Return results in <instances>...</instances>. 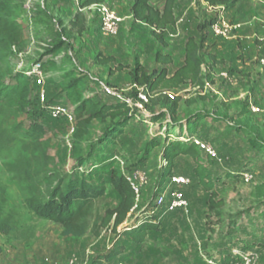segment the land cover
Listing matches in <instances>:
<instances>
[{"label":"rangeland","instance_id":"1","mask_svg":"<svg viewBox=\"0 0 264 264\" xmlns=\"http://www.w3.org/2000/svg\"><path fill=\"white\" fill-rule=\"evenodd\" d=\"M106 2L124 19L115 35L102 30L99 5ZM135 2L17 4L26 42L13 65L29 72L32 91L24 106L0 109V131L11 138L0 148V219L11 227L0 233V264H264V0H175L176 24L165 32L137 20ZM165 2L151 0L157 9ZM220 19L230 23L226 35L213 29ZM57 32L64 46L47 81L37 62L44 39ZM189 36L201 46V72L174 77L186 63ZM134 70L152 82L163 70L166 77L152 86L137 82ZM66 75L84 79L85 97L130 106L124 120L104 115L91 121L81 144L88 158L82 168L71 158L75 118L53 119L44 111L47 103L65 100ZM176 138L205 145L209 186L195 174L192 157L165 156ZM110 165L139 186L135 206L118 227L119 202L110 183L96 201L93 230L80 237L64 236L61 224L26 207L36 181L57 183L89 172L87 180L100 183ZM143 223L156 226L138 241L124 234Z\"/></svg>","mask_w":264,"mask_h":264},{"label":"trees","instance_id":"2","mask_svg":"<svg viewBox=\"0 0 264 264\" xmlns=\"http://www.w3.org/2000/svg\"><path fill=\"white\" fill-rule=\"evenodd\" d=\"M25 0H0V109L6 104L14 105L20 103L24 106L32 91L31 75L18 71L13 65V58L18 54V50L25 47L26 36L25 28L22 22L17 18V4L23 3ZM134 15L137 20L144 21L165 32L169 25L175 26L176 17L174 14L175 0H166L162 9H157L151 4V0H135ZM80 15H78L79 17ZM82 27L79 28L81 31ZM65 30V29H64ZM44 56L38 59L40 71L43 73L47 81L50 71L59 67L55 57L60 54L63 49L64 41L57 32L51 40L44 39ZM186 63L182 69L175 72V76L186 75L189 70L198 74L201 72L203 57L199 50L201 46L193 36H189L186 44ZM49 56V59L45 57ZM159 56V55H158ZM159 58H161L159 56ZM134 70L133 76L137 82H152V76ZM163 73L159 75V79L152 82V86L156 85L160 80L165 79ZM70 77L71 75H66ZM63 84V81H60ZM85 81L81 77L71 78L65 85L64 92L59 103L65 105H73L72 112L77 123V131L74 134L71 158L77 162V166L82 168L87 165L88 158L83 154L81 146L85 136L89 133V126L94 118L102 119L104 115H109L112 119L118 117L124 120L128 115L130 106L127 103L117 105H107L99 103L92 97H85L84 93ZM45 106L44 111L49 105ZM177 104L171 103L170 110L175 112ZM52 117V116H51ZM53 119H56L52 117ZM158 119L159 117H155ZM122 122V121H120ZM127 122L123 121L121 126ZM241 126H238V128ZM42 129V126L36 125L35 130ZM190 129V128H189ZM119 131L114 129L111 133L117 135ZM11 138L7 137L5 131H0V148H7ZM114 141H110L112 143ZM154 146L157 143L153 144ZM174 155H187L196 162L195 174L200 182L206 186L212 183V175L206 166L211 155L205 157L204 149L200 144L193 140H181L176 138L165 149V156L171 159ZM109 171L107 177L102 182H89L87 176L89 172L81 173L77 177L62 178L59 182L54 183L50 177H45L36 181L34 184V193L25 200L26 207L38 218L47 219L63 227L62 234L64 236H83L88 231L93 230L91 218L94 212L96 201L105 193V184L110 183L114 188L119 202L115 209L114 225L118 227L122 224L135 206L136 192L127 176L119 169L113 166L106 167ZM38 175H35V177ZM111 217L106 219L103 225L110 221ZM95 224V223H94ZM154 223H143L139 227H134L125 231L124 234L130 235L134 240L141 239L143 230L147 227H155ZM11 227L7 219H0V233H8ZM95 232V231H94Z\"/></svg>","mask_w":264,"mask_h":264},{"label":"built area","instance_id":"3","mask_svg":"<svg viewBox=\"0 0 264 264\" xmlns=\"http://www.w3.org/2000/svg\"><path fill=\"white\" fill-rule=\"evenodd\" d=\"M99 12H100L101 19H102V30L104 34L106 35L117 34V32L119 31L120 25L124 19L117 13V11L112 7V5L109 2L100 4ZM31 24H32V21H30L27 27H30ZM30 28L33 29L32 27ZM213 29L217 35H226L231 30V26H230V23H227L226 21H221L220 19L219 22L213 25ZM39 67L40 65H38L37 68ZM26 73L29 74L28 71ZM40 73L41 75H43L41 71ZM140 97L147 100V97L145 94L141 93ZM47 109L49 110V113L51 114V116H53L54 118H59L61 116L68 117L69 119H73V117L75 118L72 110L69 109V106L63 103L51 104L47 107ZM197 143L200 144L199 142ZM200 145L203 148H205V145L203 144H200ZM128 180L131 182L130 177H128ZM181 182L182 181H178V183H181ZM131 185L133 189L135 190V192L138 194L139 186L133 182H131ZM162 202L163 200L160 201V203ZM71 263L74 264L75 262L72 261ZM117 264H128V263L121 261V262H118Z\"/></svg>","mask_w":264,"mask_h":264},{"label":"crops","instance_id":"4","mask_svg":"<svg viewBox=\"0 0 264 264\" xmlns=\"http://www.w3.org/2000/svg\"><path fill=\"white\" fill-rule=\"evenodd\" d=\"M164 5H165V4H164ZM175 5H176V4H174V14H175V10H176V7H175ZM161 9H162V8H161ZM175 17H176V15H175Z\"/></svg>","mask_w":264,"mask_h":264}]
</instances>
